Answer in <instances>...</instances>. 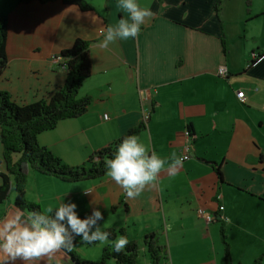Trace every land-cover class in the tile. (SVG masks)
Wrapping results in <instances>:
<instances>
[{
  "label": "crops",
  "instance_id": "0c3cea01",
  "mask_svg": "<svg viewBox=\"0 0 264 264\" xmlns=\"http://www.w3.org/2000/svg\"><path fill=\"white\" fill-rule=\"evenodd\" d=\"M84 1L92 10L61 0H0L7 28L0 90L19 105L50 98L66 81L62 63H52V56L83 40L89 43L91 74L79 97L89 98L90 106L79 118L40 134L39 145L66 165L79 166L137 127L150 110L140 142L170 162L183 155L188 131L189 159L175 174L166 165L136 199H128L106 174L67 183L30 170L27 200L43 211L64 197L77 205L79 216L98 208L104 230L122 228L128 240L139 242L143 264L149 261L142 238L152 232L166 246L168 264H223L222 229L234 264H253L261 255L264 264V0H221L218 13V0H137L153 16L137 38L107 49L95 45L123 13L115 0ZM253 54L259 56L250 64ZM219 67L226 69L225 78L216 75ZM5 173L0 144V174ZM10 198L0 204V220L16 211ZM85 246L79 243L75 253L95 261L97 251ZM16 264L72 263L58 251Z\"/></svg>",
  "mask_w": 264,
  "mask_h": 264
},
{
  "label": "trees",
  "instance_id": "16d2710c",
  "mask_svg": "<svg viewBox=\"0 0 264 264\" xmlns=\"http://www.w3.org/2000/svg\"><path fill=\"white\" fill-rule=\"evenodd\" d=\"M32 0H18L20 3H28ZM42 4L56 0H37ZM64 4L77 6L82 11L92 10L84 0H61ZM221 0H218L214 11L218 13ZM248 2L246 6L248 7ZM246 12L248 10L246 9ZM7 28L6 21L0 17V76L7 66L6 57ZM256 55V59L259 54ZM64 60L60 67L66 71V81L62 88L57 90L50 98L41 99L31 104L19 105L11 96L0 90V144L2 145V160L6 166V173L0 174V204L9 201L14 193L13 207L21 210H40L37 203L26 198V180L28 172L49 176L67 183H78L85 180L99 179L106 174V160L115 152L116 146L129 135H136L144 130L145 124L140 123L130 129L123 137L112 142L107 147L92 153L85 163L79 166H68L59 157L54 155L46 147L40 146L37 137L45 132L53 131L59 122L79 118L84 115L89 106L90 99L79 97L82 83L91 74V62L89 55V43L77 39L73 45L59 53ZM254 60L250 62L253 64ZM244 93V92H243ZM218 178L222 180L219 167L211 163ZM264 201V195L262 196ZM86 214L79 216L84 218ZM102 222V221H101ZM99 222V223H101ZM112 235L111 240L124 235V229H107ZM224 246L223 264H234L230 255L229 245L225 241L223 229L220 231ZM159 233H148L142 238V245L148 257L149 264H168L166 246L160 243ZM122 253L112 251L110 245H106L100 257L95 261L80 259L75 253L64 252L72 264H140V244L136 240H128ZM76 247L79 237L73 241ZM88 247L96 245H86ZM263 255L253 261V264H262ZM241 264V263H236Z\"/></svg>",
  "mask_w": 264,
  "mask_h": 264
},
{
  "label": "clouds",
  "instance_id": "9594fccd",
  "mask_svg": "<svg viewBox=\"0 0 264 264\" xmlns=\"http://www.w3.org/2000/svg\"><path fill=\"white\" fill-rule=\"evenodd\" d=\"M118 13H123L115 23L107 25L103 40L95 47L107 49L117 40L135 39L141 26L153 16L148 7H141L137 0H115ZM183 157L162 158L157 152L140 142L136 135L124 137L116 146L110 159L106 160V175L123 189L128 199H136L146 185L157 180L165 169L170 174L183 167ZM77 205L61 198L56 207L43 211H26L19 208L7 219L0 220V264H16L20 261H39L63 250L71 252L73 241L79 237L81 245H110L115 253H122L129 243L124 235L111 240V233L103 229L101 211L93 208L90 215L80 218ZM227 222L231 223L228 218Z\"/></svg>",
  "mask_w": 264,
  "mask_h": 264
},
{
  "label": "built area",
  "instance_id": "2783aa9c",
  "mask_svg": "<svg viewBox=\"0 0 264 264\" xmlns=\"http://www.w3.org/2000/svg\"><path fill=\"white\" fill-rule=\"evenodd\" d=\"M256 55H252V59L255 60L256 59ZM63 59L60 56H52L51 58V62L54 64H59V63H63ZM216 75L220 78H225L226 77V69L224 67H219ZM236 97L238 99V101L240 103H244L245 102V97H244V93L243 91H238L236 93ZM150 110H145L143 112V116H142V123H144L146 125V123L148 122L149 118H150ZM104 120H107V116H103ZM184 137L186 138V144L183 147V155L181 157H183V161H186L189 159V148H190V133L187 131L184 133ZM222 194H219L217 196V199L220 200L221 199ZM223 207L222 206H218V211L222 212ZM198 213L205 219V220H211L212 219V214L209 212H201L198 211Z\"/></svg>",
  "mask_w": 264,
  "mask_h": 264
},
{
  "label": "rangeland",
  "instance_id": "374dc122",
  "mask_svg": "<svg viewBox=\"0 0 264 264\" xmlns=\"http://www.w3.org/2000/svg\"><path fill=\"white\" fill-rule=\"evenodd\" d=\"M27 179H28V176H27ZM27 184H28V182H27V180H26V188H27ZM11 197H12V199H13V197H14V193H12L11 195H10ZM11 199V198H10ZM9 199V200H10ZM12 201V200H11ZM13 202V201H12ZM34 203V202H33ZM1 214H3V210L2 209H0V216H1ZM7 219V218H6ZM105 226V224L102 226L103 227V229L105 228L104 227ZM80 243V242H79ZM78 243V244H79ZM77 244V245H78ZM106 245H99V246H91V247H88V246H85V248L88 250V251H97V253H96V256L95 257H93V258H96V260H97V256H98V254H99V252H100V250H102L104 247H105ZM76 248V247H75ZM100 249V250H99ZM199 260H203L204 258H200V257H197ZM69 259V258H68ZM138 260H139V263L140 264H143V262H144V259H143V257H142V254H140L139 255V257H138ZM196 260V259H195Z\"/></svg>",
  "mask_w": 264,
  "mask_h": 264
}]
</instances>
